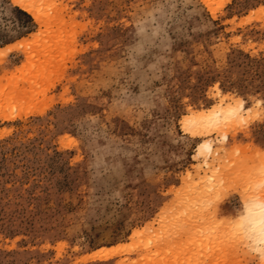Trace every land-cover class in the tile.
<instances>
[{
	"label": "rangeland",
	"instance_id": "374dc122",
	"mask_svg": "<svg viewBox=\"0 0 264 264\" xmlns=\"http://www.w3.org/2000/svg\"><path fill=\"white\" fill-rule=\"evenodd\" d=\"M256 200L264 0H0V264H264Z\"/></svg>",
	"mask_w": 264,
	"mask_h": 264
},
{
	"label": "bare ground",
	"instance_id": "6f19581e",
	"mask_svg": "<svg viewBox=\"0 0 264 264\" xmlns=\"http://www.w3.org/2000/svg\"><path fill=\"white\" fill-rule=\"evenodd\" d=\"M19 4L23 8L32 11L31 5L25 3V1L24 2L21 1L19 2ZM13 47L15 48L17 47V45H14ZM225 99H227V97L221 100L222 104L217 106L214 110H212L209 113H205V112H201L198 114L194 113L193 115L190 116L189 118V121L191 122L190 128H192L191 130L194 131V132L192 131L193 133L204 134V132L208 127L215 125L223 121L224 119L241 117L242 111L246 110V107H244V104L242 103L243 101L237 104L231 103L224 105L223 103L225 102ZM225 139H227V135L225 136ZM201 150L202 151L207 150L208 153L212 154L214 151L212 142L209 140L203 142L201 144ZM202 151H200L199 154H202ZM247 209L248 211L246 214H244L242 223L244 225H247L251 229L253 235L256 236L255 239L258 244L257 247L264 248V201H260V200L250 201L248 202ZM123 247H125L124 244L111 248L104 247L95 251L92 254V257L100 258V259L108 258L120 252V249H122Z\"/></svg>",
	"mask_w": 264,
	"mask_h": 264
}]
</instances>
